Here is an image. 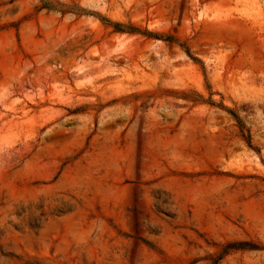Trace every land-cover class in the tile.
Here are the masks:
<instances>
[{"label": "rangeland", "instance_id": "1", "mask_svg": "<svg viewBox=\"0 0 264 264\" xmlns=\"http://www.w3.org/2000/svg\"><path fill=\"white\" fill-rule=\"evenodd\" d=\"M0 264H264V0H0Z\"/></svg>", "mask_w": 264, "mask_h": 264}, {"label": "trees", "instance_id": "2", "mask_svg": "<svg viewBox=\"0 0 264 264\" xmlns=\"http://www.w3.org/2000/svg\"><path fill=\"white\" fill-rule=\"evenodd\" d=\"M114 25H116V26H118L119 28H115V31L116 32H119V33H127V34H136V33H140L136 28H134V27H125V26H122V25H120V24H114ZM120 27H122V29L120 28ZM146 35H148V36H151V34H146ZM230 113H232V112H230ZM233 115V117L235 118V119H238L236 116H234V114H232Z\"/></svg>", "mask_w": 264, "mask_h": 264}]
</instances>
